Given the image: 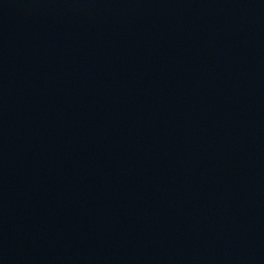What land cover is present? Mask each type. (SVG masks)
Instances as JSON below:
<instances>
[{
	"label": "water",
	"instance_id": "1",
	"mask_svg": "<svg viewBox=\"0 0 264 264\" xmlns=\"http://www.w3.org/2000/svg\"><path fill=\"white\" fill-rule=\"evenodd\" d=\"M118 264H264V0H132Z\"/></svg>",
	"mask_w": 264,
	"mask_h": 264
}]
</instances>
